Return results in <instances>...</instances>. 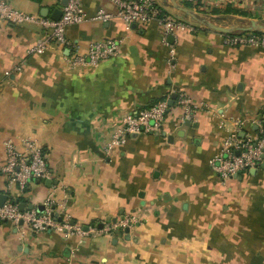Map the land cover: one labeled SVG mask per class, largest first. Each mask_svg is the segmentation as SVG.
<instances>
[{
	"label": "crops",
	"instance_id": "crops-1",
	"mask_svg": "<svg viewBox=\"0 0 264 264\" xmlns=\"http://www.w3.org/2000/svg\"><path fill=\"white\" fill-rule=\"evenodd\" d=\"M229 1L248 17L229 25L211 14L218 26L264 21L255 0ZM64 2L13 0L11 7L50 17ZM80 3L90 19L66 29L70 47L42 55L26 53L39 39L37 28L0 21V168L4 142L21 149L31 139L46 155L50 181L22 192L0 172V196L33 208L47 199L65 202L66 216L85 235L64 238L0 221V264H264V169L223 180L208 163L228 134L260 136L264 51L229 47L225 34L195 24V32L168 39L176 53L171 67L158 24L102 23L91 18L115 12L107 0ZM107 39L122 42L120 53L93 68L68 66ZM181 93L206 106L195 121L181 120ZM168 95L175 99L164 132L105 151L123 115ZM128 216L131 227L102 231Z\"/></svg>",
	"mask_w": 264,
	"mask_h": 264
},
{
	"label": "built area",
	"instance_id": "built-area-1",
	"mask_svg": "<svg viewBox=\"0 0 264 264\" xmlns=\"http://www.w3.org/2000/svg\"><path fill=\"white\" fill-rule=\"evenodd\" d=\"M13 0H0V21L17 26L30 25L38 29L39 39L27 50V55H42L47 50L56 47L69 48L70 42L66 38V29L81 24L88 18L83 11L80 0H66L60 9V17L53 20L50 17L28 14L11 7ZM115 9L114 13L99 10L91 20L108 23L114 18L121 20L127 28L132 25H148L156 23L162 32V43L168 47L167 65L172 67L175 59V48L167 43L168 39L178 33H193L196 23L188 21L181 15L167 11L159 0H107ZM187 2L197 14L211 16V9L221 8L230 3L229 0H177ZM221 2V3H220ZM264 10V0H255ZM224 43L232 48L250 47L264 51V32L225 34ZM120 40H103L89 45L87 53L76 54L68 60L71 69L93 68L99 63L116 56L121 51ZM21 67H15L20 70ZM169 95L156 101L147 108L131 111L123 115L120 127L111 142L104 146L106 152L111 148L123 145L128 138L142 134L164 132V124L169 111ZM182 109L181 120L195 121L198 109H206L204 105L193 104L184 94H179L175 101ZM4 165L0 172L9 183L18 185L20 191H25L31 182H43L48 178L46 155L43 149L31 139L22 142L18 149L11 141L3 144ZM264 162V126L256 140L239 139L235 133L228 134L217 154L209 160V165L223 180L235 178L243 172L258 169ZM42 209L32 208L20 211L18 203L5 202L0 207V221L8 222L15 228L25 226L32 232H54L64 238L85 235L81 226L72 225L65 214V202L55 203L47 199L41 205ZM22 222V225L19 224ZM132 217H124L118 222L107 224L102 230L112 234L119 228L131 227Z\"/></svg>",
	"mask_w": 264,
	"mask_h": 264
},
{
	"label": "water",
	"instance_id": "water-1",
	"mask_svg": "<svg viewBox=\"0 0 264 264\" xmlns=\"http://www.w3.org/2000/svg\"><path fill=\"white\" fill-rule=\"evenodd\" d=\"M66 2V0H64ZM65 2L63 4H65ZM164 7L169 8L179 14H181V16L185 19H189L191 21H193L194 23L200 25L201 27H204L208 30H211L213 32L216 33H220V34H231L234 32H240V33H249V32H259V31H263L264 32V21H255V20H250L248 26L246 27H241V28H236V27H221L218 26L216 24L217 21L220 20V18L218 17H214V16H201L199 14H197L196 12H194L193 10H191L190 8L184 6L183 4L179 3L176 0H162ZM46 15L48 14V10L45 9ZM45 15V16H46ZM51 19L53 20H58V18L60 17V11L56 10L51 14ZM243 22V20H241ZM175 99V96L171 97V100L169 101V106L172 105L173 100ZM261 169H264V162L261 164L260 166ZM256 169H253L252 172H255ZM251 172V173H252ZM44 183L46 184H50L49 180H44ZM7 201L6 196L1 195L0 196V207L3 206V204ZM19 210L22 212L24 211V209H32V206H25L24 203H20L18 204ZM38 210L42 209V206H39L37 208ZM115 220H113L112 222H114ZM20 225H22V222H19ZM103 224L99 225V228L102 229ZM87 228H84V230H86Z\"/></svg>",
	"mask_w": 264,
	"mask_h": 264
},
{
	"label": "trees",
	"instance_id": "trees-1",
	"mask_svg": "<svg viewBox=\"0 0 264 264\" xmlns=\"http://www.w3.org/2000/svg\"><path fill=\"white\" fill-rule=\"evenodd\" d=\"M182 4L188 8H192L191 5L187 2H183ZM210 13L212 15H237L240 17H248V14L246 12L242 11V9H240V8H236V7L232 6L231 4H226L225 6H223L221 8H213V9H211ZM20 201H21V199H16L13 202L14 203H20ZM69 222L72 225H75L70 220H69Z\"/></svg>",
	"mask_w": 264,
	"mask_h": 264
},
{
	"label": "rangeland",
	"instance_id": "rangeland-1",
	"mask_svg": "<svg viewBox=\"0 0 264 264\" xmlns=\"http://www.w3.org/2000/svg\"><path fill=\"white\" fill-rule=\"evenodd\" d=\"M221 17L226 18L227 19L226 24H229V25H231V24L237 25L239 23L237 20H239L240 18L241 19L245 18V17H240V16L235 17V15H221ZM246 22H247V20H246Z\"/></svg>",
	"mask_w": 264,
	"mask_h": 264
}]
</instances>
